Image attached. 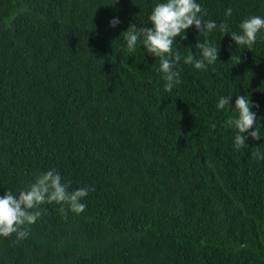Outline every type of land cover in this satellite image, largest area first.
<instances>
[{"label": "trees", "instance_id": "16d2710c", "mask_svg": "<svg viewBox=\"0 0 264 264\" xmlns=\"http://www.w3.org/2000/svg\"><path fill=\"white\" fill-rule=\"evenodd\" d=\"M158 2L0 0V196L51 169L70 191L94 189L83 213L44 204L27 238L0 236V264H264V159L251 155L264 154V30L251 50L214 30L218 60L181 61L165 92L159 58L139 43L129 53L121 35L152 27ZM197 3L229 32L264 17V0ZM186 36L182 57L200 58L204 37ZM238 95L261 126L242 149L225 125Z\"/></svg>", "mask_w": 264, "mask_h": 264}, {"label": "clouds", "instance_id": "9594fccd", "mask_svg": "<svg viewBox=\"0 0 264 264\" xmlns=\"http://www.w3.org/2000/svg\"><path fill=\"white\" fill-rule=\"evenodd\" d=\"M119 0H112L111 4ZM206 9L197 0H163L158 2L152 9L149 21L152 27L147 25L137 26L130 24L126 31L122 32L126 41V48L129 53L135 51L138 43L142 44L143 50L155 58H159V69L162 79L165 81L164 91L171 92L174 87L181 83L180 72L177 66L183 64L192 65L197 70H207V66L218 60L219 43L209 39L214 30H218L231 36L236 46L251 50L257 41L258 34L264 30V17L250 16L239 24V32H229L227 22L219 25L213 20H205ZM225 15L230 17L232 9L229 7ZM120 23L118 18L110 21V26L115 27ZM194 27L199 36L204 37L198 40L195 47L200 50V58H196L189 47V53L182 57L176 47L179 45L176 38L187 39L186 30ZM232 58V57H231ZM236 64L240 63L239 55L235 57ZM231 95L221 96L216 105L218 110H223L230 104ZM259 107L254 105L249 96L238 95L235 100L234 109L237 117H229L225 125L234 128V146L237 149L247 148L245 141L250 136L253 140L261 138L260 124L257 114L251 109ZM216 127L215 124L212 125ZM250 129H255L249 131ZM247 133L248 135H244ZM251 155L258 159H264V154L258 150L252 151ZM70 182L65 183L59 172L55 169L37 175L34 181L30 182L25 189L18 193L6 190L0 196V236L9 237L16 235L17 240H22L30 234L29 226L34 224L44 213V204L56 203L61 205L59 211L67 219L68 211L81 214L86 209L82 200L88 195L87 186L70 191ZM67 206L66 208L64 206Z\"/></svg>", "mask_w": 264, "mask_h": 264}]
</instances>
